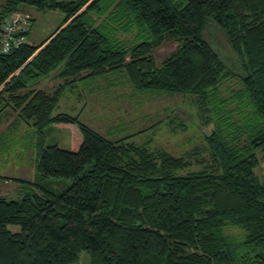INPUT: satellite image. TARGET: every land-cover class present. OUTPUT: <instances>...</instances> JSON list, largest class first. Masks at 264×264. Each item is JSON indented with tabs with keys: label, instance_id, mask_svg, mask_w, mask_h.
I'll use <instances>...</instances> for the list:
<instances>
[{
	"label": "trees",
	"instance_id": "1",
	"mask_svg": "<svg viewBox=\"0 0 264 264\" xmlns=\"http://www.w3.org/2000/svg\"><path fill=\"white\" fill-rule=\"evenodd\" d=\"M104 1L0 2V24L20 5L63 15L40 44L27 39L0 53V113L12 110L40 135L34 179H14L31 191L0 196V264H69L82 250L92 264H264V179L256 173L264 0ZM210 21L241 72L227 95L220 86L236 72L202 39ZM117 29L135 30L136 42L128 46ZM169 40L176 49L157 65L152 52ZM108 73L123 74L137 93L190 95L211 126L204 144L175 156L149 141L109 139L77 115L54 113L63 85L38 87L49 75L72 83ZM55 124L77 127L73 148L45 145L43 129ZM50 178L70 184L55 192L45 188Z\"/></svg>",
	"mask_w": 264,
	"mask_h": 264
},
{
	"label": "rangeland",
	"instance_id": "2",
	"mask_svg": "<svg viewBox=\"0 0 264 264\" xmlns=\"http://www.w3.org/2000/svg\"><path fill=\"white\" fill-rule=\"evenodd\" d=\"M119 1L106 0L103 5ZM19 8L32 20L27 36L33 45H38L46 39L63 18V15L57 11L45 13L26 5H20ZM120 31L117 29V37L128 46L136 42L135 30ZM201 36L218 53L226 69L230 73L236 72L220 86L222 94L227 95L232 88L241 85V72L235 53L224 32L215 23L210 21L205 24ZM176 46L175 41L169 40L153 50L152 55L157 65H160ZM100 78L92 80L91 84L87 85L91 80L83 82L76 79L72 83H67L49 75L40 80L38 87L46 92H53L58 85H63L64 89L54 113L77 115L81 122L109 139L117 140L128 135L129 141L138 144L149 141L151 146L163 147L175 156L204 144L205 135L211 126L202 124L196 116V107L190 95L154 91L137 93L121 73H108ZM183 109L189 117L188 115L186 117ZM50 126L52 125L43 129L45 145L55 143L61 148H73V140L75 144L79 133L75 125H71L73 128L60 125L54 127V125L48 129ZM39 139L37 130L20 120L0 134V176L32 179L31 175L35 171L38 157ZM261 154L259 153L258 156L260 157ZM256 173L260 179H264V160L260 161ZM69 184L70 180L64 178H50L45 188L60 192ZM10 190L9 186L0 182V192H3L2 195L6 198H18L26 190L31 191V187L18 188L15 191L11 190L12 192ZM9 229L18 231L19 227L9 226ZM69 264H92L91 255L88 251L82 250L78 259Z\"/></svg>",
	"mask_w": 264,
	"mask_h": 264
},
{
	"label": "built area",
	"instance_id": "3",
	"mask_svg": "<svg viewBox=\"0 0 264 264\" xmlns=\"http://www.w3.org/2000/svg\"><path fill=\"white\" fill-rule=\"evenodd\" d=\"M31 25L32 20L20 8L4 17L0 24V53H10L26 42Z\"/></svg>",
	"mask_w": 264,
	"mask_h": 264
},
{
	"label": "crops",
	"instance_id": "4",
	"mask_svg": "<svg viewBox=\"0 0 264 264\" xmlns=\"http://www.w3.org/2000/svg\"><path fill=\"white\" fill-rule=\"evenodd\" d=\"M27 39H28V36H27ZM103 77V76H102ZM100 78V77H99ZM96 79V78H95ZM100 79H102V78H100ZM87 80H91V81H88V84L87 85H89V84H91V82H92V80H94V79H83V80H80V81H87ZM99 80V79H98ZM69 86H72V85H69ZM79 117V116H78ZM18 121H19V119H18V117H17V115H16V113H14L12 110H10V109H6V110H4L3 112H1L0 113V134H2V133H4L5 131H7L10 127H12L13 125H14V123L15 122H17L18 123ZM58 125H60V126H66V127H68V126H70V127H72L73 128V126H71L70 124H58ZM58 125L57 124H55V126L54 125H52V126H50L48 129H51L53 126L54 127H58ZM22 127H24V126H22ZM75 128V127H74ZM76 129V128H75ZM77 130V129H76ZM78 131V130H77ZM124 137H128V135L127 136H123V137H121V138H124ZM73 145H74V140H73ZM32 176V179H25V180H30V181H32L33 179H34V177H35V171H34V173H33V175H31ZM0 177H3V178H0V182L1 183H3L4 185H7V186H9L10 188H11V190L12 191H15V190H17L18 188H21V184L18 182V181H15L14 179L15 178H19V179H24L23 177H13V178H9V177H5V176H0ZM11 183H13L14 185H12ZM10 185H12V187L10 186ZM16 185V186H15ZM10 190V191H11ZM9 191V192H10ZM11 191V192H12ZM10 192V193H11ZM19 192H21V190L19 189ZM3 194V192L1 193L0 192V196H3L2 195Z\"/></svg>",
	"mask_w": 264,
	"mask_h": 264
}]
</instances>
